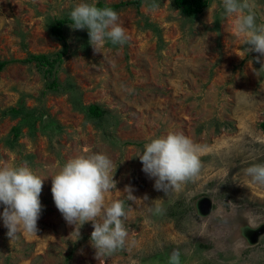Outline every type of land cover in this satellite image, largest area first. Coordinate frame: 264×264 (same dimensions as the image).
<instances>
[{
    "label": "rangeland",
    "instance_id": "374dc122",
    "mask_svg": "<svg viewBox=\"0 0 264 264\" xmlns=\"http://www.w3.org/2000/svg\"><path fill=\"white\" fill-rule=\"evenodd\" d=\"M99 1L130 0H0V58L9 61L0 72V166L27 164L45 178L37 234L11 240L0 217V264H173L174 252L179 264H264V186L245 174L264 163V71L256 74L264 56L258 62L259 53H247L221 0L191 17L174 0H142L115 10L129 38L122 46L108 42L94 52L86 28L66 25L69 49L56 74L62 88L49 89L53 76L25 59L59 51L51 22L78 3ZM253 3L256 22L264 23V0ZM75 100L99 104L104 119L92 120ZM20 102L43 119L23 125L14 146L19 119L1 112ZM169 130L200 147L202 168L181 191L166 193L136 155ZM96 152L112 161L117 184L108 199L123 201L128 231L122 248L99 258L92 222L79 239L72 233L50 177L68 159ZM126 186L137 200L127 199ZM250 215L258 217L255 228Z\"/></svg>",
    "mask_w": 264,
    "mask_h": 264
},
{
    "label": "clouds",
    "instance_id": "9594fccd",
    "mask_svg": "<svg viewBox=\"0 0 264 264\" xmlns=\"http://www.w3.org/2000/svg\"><path fill=\"white\" fill-rule=\"evenodd\" d=\"M221 3L224 14L235 17L236 34L243 38L244 45H250L245 48L247 53H259L256 57L259 62L260 56H264V23L256 22L253 0H221ZM70 19L73 30H88L94 52L99 53L108 42L122 46L129 39L119 22L118 12L111 7L81 2L73 6ZM262 71L264 65L256 74L259 76ZM136 156L143 171L155 178L154 187L166 193L181 191L185 183L199 178L201 173V149L182 131L169 130L149 138ZM112 167L105 153L81 154L68 159L50 176L55 205L65 221L75 226L72 233L79 239L80 228L92 222L90 243L96 249L97 258L122 248L128 235L123 201L108 199V193L116 189L117 184ZM245 174L251 178V183L264 186V163L252 164L245 169ZM44 179L27 164L0 166V205L3 206L0 217L11 240L18 232L37 234ZM124 191L128 200H137L131 186H126ZM248 219L251 227L258 226L257 216L250 215ZM171 261L179 264L178 252L172 254Z\"/></svg>",
    "mask_w": 264,
    "mask_h": 264
},
{
    "label": "trees",
    "instance_id": "16d2710c",
    "mask_svg": "<svg viewBox=\"0 0 264 264\" xmlns=\"http://www.w3.org/2000/svg\"><path fill=\"white\" fill-rule=\"evenodd\" d=\"M135 4L140 6L142 0H130L122 1L120 3L109 4L104 1H99L95 3L98 7H111L114 10L129 4ZM209 0H174L175 6L185 15L191 17L195 16L198 13H201L204 8L207 7ZM72 23L70 16L57 18L50 24V32L58 41L63 43V47L55 53H31L28 58L25 59L27 62H35V64L44 69L45 75L53 76V80L50 82L49 89L51 90H60L62 86L60 85L56 74L60 69L64 56L67 54L69 46L67 43V38L65 36V26ZM9 63L8 60H3L0 58V72L5 68ZM70 83V82H69ZM65 89H72V84H68ZM73 96V94H72ZM74 100V99H73ZM74 101V106L80 108L84 113L87 114L92 120L102 121L106 115V110L99 104H89L82 105ZM2 117L10 116L14 119H19L17 125L12 129L13 138L12 144L17 146L19 136L21 135L23 125L35 126V123L43 119L42 113H40L37 107H30L24 102H20L15 106H10L5 108L1 112ZM264 128V123L262 124ZM16 143V144H15Z\"/></svg>",
    "mask_w": 264,
    "mask_h": 264
},
{
    "label": "water",
    "instance_id": "95a60500",
    "mask_svg": "<svg viewBox=\"0 0 264 264\" xmlns=\"http://www.w3.org/2000/svg\"><path fill=\"white\" fill-rule=\"evenodd\" d=\"M252 242H254V239L252 240Z\"/></svg>",
    "mask_w": 264,
    "mask_h": 264
}]
</instances>
